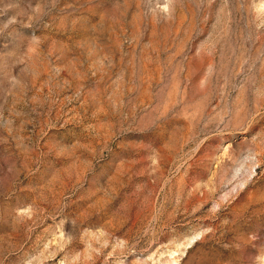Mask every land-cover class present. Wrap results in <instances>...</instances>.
<instances>
[{
  "label": "rangeland",
  "instance_id": "rangeland-1",
  "mask_svg": "<svg viewBox=\"0 0 264 264\" xmlns=\"http://www.w3.org/2000/svg\"><path fill=\"white\" fill-rule=\"evenodd\" d=\"M0 264H264V0H0Z\"/></svg>",
  "mask_w": 264,
  "mask_h": 264
}]
</instances>
